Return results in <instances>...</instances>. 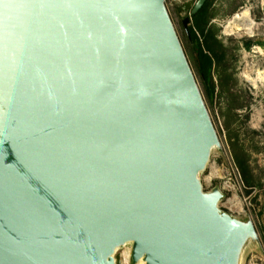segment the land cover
<instances>
[{
    "label": "water",
    "instance_id": "1",
    "mask_svg": "<svg viewBox=\"0 0 264 264\" xmlns=\"http://www.w3.org/2000/svg\"><path fill=\"white\" fill-rule=\"evenodd\" d=\"M222 151L166 0H0V264H242Z\"/></svg>",
    "mask_w": 264,
    "mask_h": 264
},
{
    "label": "rangeland",
    "instance_id": "2",
    "mask_svg": "<svg viewBox=\"0 0 264 264\" xmlns=\"http://www.w3.org/2000/svg\"><path fill=\"white\" fill-rule=\"evenodd\" d=\"M187 2L166 0V6L223 147L222 153L212 155L202 184L206 192L221 188L222 210L252 219L261 245L250 247L242 264H264V0L212 1L210 26L217 57L208 79L200 73L199 58L182 24L188 13L178 12ZM245 21L251 32L242 29ZM235 152L248 156L261 179L262 189L250 197L234 164Z\"/></svg>",
    "mask_w": 264,
    "mask_h": 264
},
{
    "label": "trees",
    "instance_id": "3",
    "mask_svg": "<svg viewBox=\"0 0 264 264\" xmlns=\"http://www.w3.org/2000/svg\"><path fill=\"white\" fill-rule=\"evenodd\" d=\"M213 0H207L204 7L194 16L188 29L187 38L199 58L200 73L208 79L212 71L214 58L217 56L213 48L217 45L213 29L210 26L212 19L211 7ZM234 164L240 174L246 195L252 196L255 191L262 189L261 179L255 174L248 156L242 152L234 153Z\"/></svg>",
    "mask_w": 264,
    "mask_h": 264
},
{
    "label": "bare ground",
    "instance_id": "4",
    "mask_svg": "<svg viewBox=\"0 0 264 264\" xmlns=\"http://www.w3.org/2000/svg\"><path fill=\"white\" fill-rule=\"evenodd\" d=\"M244 15H246V13L244 14ZM243 15V18H241V19H239V20H244L245 19V16ZM240 27V26H239ZM238 27V28H239ZM242 29H246V30H248L249 32H251V25L249 24V23H247L246 21H245V23H243L242 24ZM240 29V28H239Z\"/></svg>",
    "mask_w": 264,
    "mask_h": 264
},
{
    "label": "built area",
    "instance_id": "5",
    "mask_svg": "<svg viewBox=\"0 0 264 264\" xmlns=\"http://www.w3.org/2000/svg\"><path fill=\"white\" fill-rule=\"evenodd\" d=\"M186 2L188 1V0H185ZM189 1H195V0H189Z\"/></svg>",
    "mask_w": 264,
    "mask_h": 264
},
{
    "label": "flooded vegetation",
    "instance_id": "6",
    "mask_svg": "<svg viewBox=\"0 0 264 264\" xmlns=\"http://www.w3.org/2000/svg\"><path fill=\"white\" fill-rule=\"evenodd\" d=\"M231 80V79H230ZM231 82H232V80H231Z\"/></svg>",
    "mask_w": 264,
    "mask_h": 264
}]
</instances>
